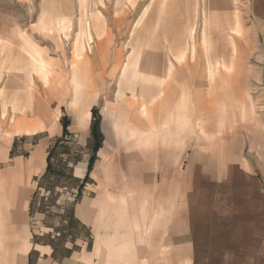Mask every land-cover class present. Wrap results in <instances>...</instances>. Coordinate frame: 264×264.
Segmentation results:
<instances>
[{"label":"rangeland","instance_id":"rangeland-1","mask_svg":"<svg viewBox=\"0 0 264 264\" xmlns=\"http://www.w3.org/2000/svg\"><path fill=\"white\" fill-rule=\"evenodd\" d=\"M0 264H264V0H0Z\"/></svg>","mask_w":264,"mask_h":264},{"label":"bare ground","instance_id":"bare-ground-1","mask_svg":"<svg viewBox=\"0 0 264 264\" xmlns=\"http://www.w3.org/2000/svg\"><path fill=\"white\" fill-rule=\"evenodd\" d=\"M84 1H87V0H84ZM87 17V16H86ZM88 31V29L86 30V32ZM86 36H87V38H89L90 37V34H89V32L86 34ZM28 53L31 55V57H33V58H35V54H34V52L33 51H28ZM36 60V59H35ZM38 62V63H37ZM36 63H37V68L39 69V70H44V69H46V64H45V62L43 61V60H36ZM150 77H151V81L152 82H156V81H158L159 82V79H158V77L156 76V75H150ZM154 84H156V83H154ZM157 85V84H156ZM17 96L18 95H16L15 97L17 98ZM16 98H15V101H16ZM5 113V112H4ZM169 122H168V119L166 118V120H165V126H167V124H168ZM133 127V129H136V125L135 124H133L132 125ZM98 251H99V255L101 256V258H102V261H104V258H105V252H103V253H101L102 252V248L101 249H98ZM128 251H132V252H134V255L132 254V252H131V254L127 257L128 258V260L130 259V260H132L133 259V262H135V260H136V248L135 247H129V249H128ZM125 252V251H124ZM132 256H134L135 257V260H134V257L132 258ZM103 263V262H102Z\"/></svg>","mask_w":264,"mask_h":264},{"label":"trees","instance_id":"trees-1","mask_svg":"<svg viewBox=\"0 0 264 264\" xmlns=\"http://www.w3.org/2000/svg\"><path fill=\"white\" fill-rule=\"evenodd\" d=\"M96 110H93V114H94V116H95V114H96ZM96 117V116H95ZM99 123H100V121H99V119L98 120H95L94 121V125H93V134L96 136V137H99L100 135H101V133H100V129H99ZM64 134L66 135V134H68V130H67V124L65 123L64 124ZM100 146V145H99ZM51 162H50V158L48 157V170H50L51 169ZM89 166V171L91 170V168H92V161H90L89 162V164H88Z\"/></svg>","mask_w":264,"mask_h":264}]
</instances>
